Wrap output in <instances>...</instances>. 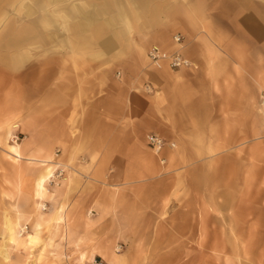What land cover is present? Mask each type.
I'll return each mask as SVG.
<instances>
[{
	"label": "rangeland",
	"instance_id": "1",
	"mask_svg": "<svg viewBox=\"0 0 264 264\" xmlns=\"http://www.w3.org/2000/svg\"><path fill=\"white\" fill-rule=\"evenodd\" d=\"M71 2L0 0V264H264V91L251 114L219 117L217 132L193 130L181 142L154 134L165 144L159 153L150 134L129 148L127 134L105 140L107 129L83 115L102 75L68 53ZM126 15L118 19L128 26ZM103 76L112 91L123 72ZM167 152L179 155L169 161ZM45 156L53 174L37 201L32 183ZM6 220L19 225L15 243Z\"/></svg>",
	"mask_w": 264,
	"mask_h": 264
},
{
	"label": "crops",
	"instance_id": "2",
	"mask_svg": "<svg viewBox=\"0 0 264 264\" xmlns=\"http://www.w3.org/2000/svg\"><path fill=\"white\" fill-rule=\"evenodd\" d=\"M70 1L68 17L73 18L66 25L74 26V31H67L68 53L102 75L101 82L93 83L95 88L87 94L83 115L92 116L107 129L111 137L105 140L122 142L120 134H127L128 142H122V147L129 148L145 134L181 142L183 134L193 130L217 132L219 117H227V124L229 117L251 114L250 103L264 91V0ZM82 12L93 16L100 32L92 34L93 26L82 24ZM122 13L127 14L128 26L118 19ZM78 36L86 43L72 46L70 41L76 42ZM173 36L181 41L173 42ZM157 43L163 51L177 53L191 65L173 70L164 63L161 70L154 68L147 50ZM114 69L122 70L123 78L108 91L103 75ZM176 102L184 108L179 114L185 118L181 121L174 114ZM191 146L202 148L197 141ZM177 155L179 152H167L164 157L173 161ZM49 157L45 156L47 160L34 180L46 170L50 175L43 183L52 177ZM18 179L20 184L14 187L20 195L23 182L20 176ZM113 194L120 192L116 189ZM18 216L20 222L22 216ZM112 256L109 253L107 258Z\"/></svg>",
	"mask_w": 264,
	"mask_h": 264
},
{
	"label": "built area",
	"instance_id": "3",
	"mask_svg": "<svg viewBox=\"0 0 264 264\" xmlns=\"http://www.w3.org/2000/svg\"><path fill=\"white\" fill-rule=\"evenodd\" d=\"M175 42H179L180 38L176 37ZM147 58L152 66L157 69H161L164 63H168V65L172 69H180L189 67L191 64L188 60L184 59L181 55L168 54L167 52L161 50L157 46H152L149 48L147 52ZM262 101L264 104V96L262 97ZM147 144L156 152L159 153L164 147V141L157 135L150 134L146 136ZM174 145L171 144V147ZM91 264H104L101 261L94 260Z\"/></svg>",
	"mask_w": 264,
	"mask_h": 264
},
{
	"label": "bare ground",
	"instance_id": "4",
	"mask_svg": "<svg viewBox=\"0 0 264 264\" xmlns=\"http://www.w3.org/2000/svg\"><path fill=\"white\" fill-rule=\"evenodd\" d=\"M45 172L46 173L44 175L38 177L33 182V192H34V195L36 196L37 200H42V197H43V194H44V186H43L44 183H43V180H44L45 177L50 175L49 170H46ZM18 184H20V183H18ZM18 226L19 225L17 223H12L9 220L5 221V238L7 239L8 242H14V243L17 242L16 229H17ZM33 226L39 228L40 224H39V222L35 221ZM25 239H27V241H29V240L32 241V236L31 235H27L25 237ZM6 257H7V255L4 252L3 258H6Z\"/></svg>",
	"mask_w": 264,
	"mask_h": 264
}]
</instances>
